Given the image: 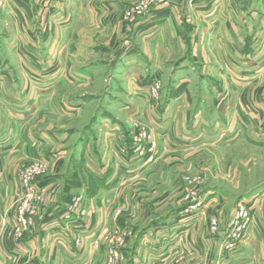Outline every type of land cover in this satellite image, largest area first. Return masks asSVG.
Wrapping results in <instances>:
<instances>
[{"label": "crops", "instance_id": "obj_1", "mask_svg": "<svg viewBox=\"0 0 264 264\" xmlns=\"http://www.w3.org/2000/svg\"><path fill=\"white\" fill-rule=\"evenodd\" d=\"M99 1L75 0L80 18L77 20L88 21L90 31L87 28L85 33L75 34L80 43L74 46V62L67 58L70 46L66 36L73 24L64 13L59 14L64 20L57 30L61 33L57 32L56 38L50 39L47 46L40 45L42 40L35 35L33 10L37 0H8L0 15V21L14 26L7 50L0 46V264H104L115 241L114 232L124 228L135 232V236L139 233V237L135 242L131 239L133 236L128 237L130 240L121 252L122 264H264L263 195L257 193L256 197L242 202L251 205L253 223L236 248L226 250L225 234L218 243L209 232L211 211L217 203L227 202L224 194L207 191L201 197L204 205L199 209L203 217L195 223L199 214L193 217L186 214L193 208L188 206L190 204L174 208L164 219L161 212L166 194L163 190L156 188L155 192L136 199L138 194L131 189L136 179L153 180L154 185H159L161 180L171 184L173 177H168L167 172L162 173L158 182L156 177L148 176L151 172L148 171L167 170L171 162L165 158L167 155L186 154L188 148L211 131L208 116H202L200 111L192 115L187 110L189 103L186 101L198 71L196 66H200L197 64L199 58H208L207 61L201 60L203 72L214 70L219 73L218 79L211 83L204 79L201 85L203 89L215 86L223 89L220 97L224 98V105L218 113V120L229 122L230 127L220 133L222 136L239 137L243 115L249 116L253 124L262 118L264 111L257 105L262 102L264 106V96L260 101L259 90H253L261 84L264 73V0H196L189 4L179 0H157L153 5L146 4L140 15L131 17L127 29L123 19L129 5L117 0ZM49 3L50 8L62 10L59 3ZM182 7L192 9V22L191 18L180 20ZM183 25L188 26L185 34L190 50L185 44ZM56 45L60 50L55 49ZM102 45L107 48L99 49ZM176 45L180 57L185 55L188 62L180 63V68L173 71V94L165 100L160 112L155 108L147 110L150 101L145 84L150 78H160L164 73L162 59L172 56V47ZM8 50L11 54L7 53ZM101 50L115 58L112 67L117 75L114 78L120 83L117 77L122 75L121 81L128 89L127 97L134 96L139 109L143 110L140 116L152 129L156 151L153 158L151 155L126 157L122 153L128 152L131 140L124 125L105 112L92 114L90 119L94 128L98 127L101 144H98L99 149L93 158L84 157L83 167L98 190L84 187L81 191L66 194L62 191V178L55 174L64 171L66 150L63 149L69 135L66 131L54 130L52 120L81 117L93 99L91 102L78 99L74 104L68 97H58L57 90L63 89L67 83L60 78L56 82L53 80L57 73L73 67L81 83L92 80L96 69L93 65H84L95 63ZM57 52L64 60L62 58V63L53 66ZM216 54L220 62L213 64L211 58ZM46 62L49 68L52 65L51 70L46 69L52 75L51 81L36 83L29 80V75L38 68L42 70ZM34 63L38 65L32 68L30 65L35 66ZM255 64H260L263 70L258 72L260 67L255 68ZM19 74L24 77L23 82L18 80ZM184 74L186 76L182 79ZM41 88L43 92L36 95V89ZM230 89L238 92L232 101L228 96ZM247 89L251 90L249 98L242 94ZM176 90L185 92L179 96L180 92ZM24 104L29 107L20 111L17 106ZM128 104L122 103L129 110L120 112L123 118L125 114L131 116ZM252 110H256L255 116L250 114ZM86 130H83L74 151L81 158L87 154V145L83 142ZM190 140L192 142H187ZM74 159L76 161L75 155ZM31 162L48 165L49 170L37 179L44 194L43 203L34 215L35 222L27 233L18 236L15 229L21 203L19 171ZM170 166L175 167L172 163ZM152 214L159 215V219L146 226ZM220 222L229 228V220L224 223L221 219ZM215 247L217 253L213 252Z\"/></svg>", "mask_w": 264, "mask_h": 264}, {"label": "rangeland", "instance_id": "obj_2", "mask_svg": "<svg viewBox=\"0 0 264 264\" xmlns=\"http://www.w3.org/2000/svg\"><path fill=\"white\" fill-rule=\"evenodd\" d=\"M7 1L8 0H6L5 2ZM49 1L59 3L60 5H57L60 6L62 10L53 7L50 8L51 4L49 3ZM83 1L85 2V0ZM106 1L111 2L112 0ZM117 1L129 5V10L124 13L125 19H123L125 20L127 29L130 26L128 22L131 17L134 18L140 15V12H142V8H144L146 4L153 5L157 0H130L131 2L128 0ZM179 1L188 2L189 4L190 2L196 0ZM99 2L104 1L100 0ZM3 10L4 7L2 6L0 8V15L2 14ZM147 11H149V9ZM24 12L26 13V11ZM33 12V15L35 17V21L33 22L35 27V35L40 38V40H42L41 42H39V44H43L44 46L48 45L50 39L56 38L57 32L61 33V31L57 30L60 26H62L60 25V23L64 20L59 17V14L62 12L65 16H68L73 26L71 30L67 31L66 33V36L68 37L67 43L70 46V54H68L69 56H67V58L69 57V60H72V62H74V53L76 51L74 49V46L76 43H80L78 42L80 38L75 39V34L79 33L80 31H84L85 33L87 28L88 30L90 29L88 27V21L77 20L79 17L78 10H76L75 7V0H37V4L35 5ZM179 13L180 20L184 19V21L188 20V18L190 19L193 15L192 9H187L186 7H182ZM190 20L192 22V18ZM246 21L250 22V19L246 18ZM80 22L82 24H80ZM13 27L14 26L9 22H4L2 20L0 21V37L2 40H0V46L4 47L5 50H7V43H10L9 39L14 32L12 29ZM183 27L184 28L182 32L186 40L185 44L187 45V49L190 50V42L187 41V35L185 34L187 33L188 26L183 25ZM119 28L121 31L122 26L120 25ZM248 28V32L250 33V26ZM63 32L64 31H62V33ZM63 43H60L61 46ZM102 47L107 48L106 46L102 45L99 49H101ZM172 48L174 49L172 56L167 58L164 57L165 59H162L163 64L165 65L164 73L161 74L160 78H150L145 84L146 96L150 101L147 110L155 108L160 112V109L165 106V100L169 99L170 94H173L171 91V82L174 81L173 76L175 75L173 74V71L177 67H179L180 63L185 64L188 62L185 55L183 57H180L177 45ZM55 49L60 50L57 45L55 46ZM6 52L4 51V53ZM165 52H167V50H165ZM177 52L178 55H176ZM7 53H10L9 50ZM232 54L234 53L232 52ZM55 55L56 56L52 61L53 66H57L59 63H62L63 58L59 55V52H57ZM97 55L98 57L95 63H86L84 65L86 67H91L90 65H93V67L96 69V74L92 78V80L81 83V81L78 80L76 73L73 71L74 67L67 70V72L57 73L55 80H53L56 82L60 78L63 82L67 83V86H65L63 89L57 90L58 97H68L69 99H71V101L74 102V104L78 99H83L85 100V102H91V98L93 99V102L83 110V112L81 113V117H78L77 119H73L74 117L71 119L64 118V120L66 121L52 120V123L55 125L54 130L66 131L69 135L68 141L63 149L66 150V156L64 157L63 161L64 171H62L60 175L59 173L58 175L55 174L56 177L62 178V191L66 194L73 191H81L84 189V187L94 189V191L95 189L98 190L95 181L83 167V162L85 161L87 155L88 157L96 155L97 150L99 149L98 144H101V139L99 140L98 138V127L94 128L95 124L94 122H92V118L90 119L92 114L101 115L102 112H105L106 114L114 116L115 119L119 120L124 125V128L128 132L127 134L131 140L128 150L129 153H122L126 157L130 156V158H132L141 156V158H143L144 155H151V157L153 158L156 151L153 137L151 136L152 129L148 126L145 119L140 116L142 115L141 113L143 110L139 109L140 105L138 104V102H136V100H134V96H130L129 98L127 97L128 94L126 93L128 89H126L124 82L121 81L122 75L117 77L120 80V83H118L114 78V76L117 75V73L115 75V71L112 67L115 58L113 56H110V54H108L104 50L99 51ZM199 59L200 60L199 62L197 61V64H200V66H196L198 71L195 74L193 85L189 90L191 92V95L188 97L189 101H186L187 103H189V107L187 110L192 115H194L197 111H200V114L202 116H208L210 119H208L207 124L209 126V130L211 131H209V133L205 137L200 138L194 144L192 143L194 146L188 148L187 151L185 150L186 154L181 153L173 157L167 155L165 158H167L168 161H171L166 167L167 170H163L162 172H160V168H158L157 170L153 169L148 171H151L148 176L154 178L156 177L158 182L160 181V176L162 175V173L167 172L168 177H173V182L171 184H169L168 182V184H166L164 180H161L159 182V185H154L153 180L150 181L148 179L149 181H146V179H143L142 181H139V179H136L133 182L131 189L132 192L138 194L136 195V199H140V196L144 197L147 193L155 192L156 188L157 190H163V192L166 194V196H164V202L162 205L163 209L161 212V214L164 216V219H166L167 215L169 216V213L174 208L182 207L186 203L190 204L188 206H193V208H188L190 211L186 214L189 216L192 215V217L199 214V217H196L194 219L195 223L197 219L203 217L202 212L199 211V209H201L204 205L201 197H203V195L209 190L216 192L218 191L224 194L228 198L227 202L217 203L214 209L211 211L212 219L210 220V225L212 224V222L216 221V229L212 231L209 225V232L210 234H212V239L215 238V241L219 243L222 240L224 234L225 239H227L229 232V228L224 224L221 225L220 220L223 219L224 223L229 220L228 224H230L234 217L231 214H235V210H237L242 205V202H244V200H250V198H254V196L256 197L257 193L264 196V114L261 115L263 119L261 118L257 124H253V122L249 120V116L243 115L244 120L241 128V135L237 138L228 136L227 134L225 136H222V134L220 133L226 131L230 127L229 122L218 120V113L220 112L222 105H224V98L220 97V92L223 91V89H220L217 86L209 89H203L201 85L204 79H208L210 83L211 81L213 82L214 80L218 79L219 73L214 70H212L211 72H203L201 60L207 61L208 58L201 57ZM211 59V63L213 62V64H218L220 62L219 56H217V54L212 56ZM233 62L235 61L233 60ZM46 63V66L39 64L40 67L43 66L42 70L38 68L35 73H31L29 75L28 79L36 83H41L42 81L48 82L51 79L50 77L52 75L51 73H49V75L47 72L51 70L50 68H52V65L49 68L48 62ZM34 64L35 66L32 64L30 66L32 68H35L36 65H38V63ZM254 67H260L258 69V72H261V70H263L260 64H255ZM47 68H49V70H46ZM262 75L263 80L261 84L258 88L253 90L255 92H258L259 90L258 99L260 101L262 96H264V73H262ZM185 76L186 75L184 74L181 78L183 79L185 78ZM244 76L249 75L244 74ZM18 80L23 82L24 77L19 74ZM157 85L159 88L158 90L156 88ZM176 91L180 92L179 90ZM38 92H43L42 88L36 89V95H38ZM184 92L185 91H183V93ZM229 92L230 95L228 94V96H230V101H232L235 94L238 95V92L233 89H230ZM183 93L180 92L178 93V95L182 96ZM242 94L243 96L249 98L251 96V90H244ZM122 101L125 103H129L128 105H130V112L132 111L131 114H129L131 115L130 117L126 116V114L125 118L122 117L120 112H123V109L124 111H129L122 105ZM262 104L263 103L260 102L257 107L258 109L264 111V106ZM17 107L20 108V111H25L27 110L29 105L24 104V106L21 105ZM133 112H137L139 114L133 116ZM250 114H256V110L250 111ZM200 122L195 125L196 129H198ZM205 127L207 128V126ZM86 128L87 135L85 136L83 142L87 145V154L85 153V155L81 158V156L79 157V155H76L74 151L83 130H85ZM238 129L239 127L237 126V130ZM187 142H192V140ZM74 155L76 161L74 159ZM33 163L37 164L39 166L38 170L41 171L35 178V183L37 185V179L43 176L45 172L49 170V166H46L39 162H31L28 165H31ZM171 163L175 165L173 169L171 167L172 165L170 166ZM28 165L20 169L19 177L20 173ZM39 193L43 195L44 191L40 190ZM19 194H22L20 190ZM119 213L122 214L121 210L119 211ZM152 213H154V211ZM154 214H152V216L148 218L146 226H148L150 222H154L155 220L159 219V215ZM181 221L182 219H180V224L182 223ZM225 229L227 230V232H225ZM219 233L221 234L219 235ZM136 235L137 236H135V232L133 233L126 228L120 230V232L117 230V232H114V244H112V247L109 249L116 250L122 255L121 252L126 247V243L129 242L130 236H133V238L131 239L135 242V240H137L139 237V233ZM244 236L242 237V240L244 239ZM120 241L124 243L121 244ZM213 250L214 253H217L218 249L217 247H215ZM223 253L224 251L221 252V254ZM123 262L124 261L122 260L118 264H122ZM104 264H110L108 258L105 260Z\"/></svg>", "mask_w": 264, "mask_h": 264}, {"label": "built area", "instance_id": "obj_3", "mask_svg": "<svg viewBox=\"0 0 264 264\" xmlns=\"http://www.w3.org/2000/svg\"><path fill=\"white\" fill-rule=\"evenodd\" d=\"M6 1V0H5ZM4 0H0V8L5 5ZM157 90L158 85L156 86ZM37 164H31L24 168L20 173L21 177V203L17 210V227L15 229L18 236L27 233L34 224V215L38 205L43 203V195L39 193L40 188L35 183L36 176L41 172ZM253 223V212L251 205L243 203L237 210L229 226L227 239L224 243V249L233 250L242 240V237L248 232ZM210 229H216V221L212 222ZM121 244L124 242L120 241ZM110 264H118L123 260V256L116 250H110L108 257Z\"/></svg>", "mask_w": 264, "mask_h": 264}]
</instances>
